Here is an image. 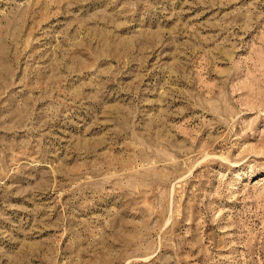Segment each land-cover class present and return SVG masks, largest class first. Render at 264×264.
Wrapping results in <instances>:
<instances>
[{"label": "rangeland", "instance_id": "rangeland-1", "mask_svg": "<svg viewBox=\"0 0 264 264\" xmlns=\"http://www.w3.org/2000/svg\"><path fill=\"white\" fill-rule=\"evenodd\" d=\"M0 264H264V0H0Z\"/></svg>", "mask_w": 264, "mask_h": 264}]
</instances>
